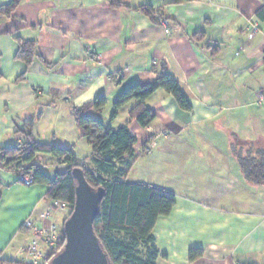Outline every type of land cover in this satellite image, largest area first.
I'll use <instances>...</instances> for the list:
<instances>
[{
	"label": "crops",
	"instance_id": "obj_1",
	"mask_svg": "<svg viewBox=\"0 0 264 264\" xmlns=\"http://www.w3.org/2000/svg\"><path fill=\"white\" fill-rule=\"evenodd\" d=\"M120 1L112 8L108 0H24L0 23V150L22 143L32 120L35 140L91 154L70 107L103 95L104 125H127L137 139L126 180L175 195L170 214L152 231L159 252L154 264H264V184L245 177L232 149L242 155L248 147L264 150V104L254 101L264 90V20L256 17L264 0ZM141 5L152 7L158 23L135 9ZM252 26L257 30L249 35ZM199 32L201 42L190 40ZM17 37L36 43L29 66L15 58ZM87 49L98 59L88 58ZM164 73L179 82L190 112L157 89L145 100L155 114L150 125L129 118L135 100L111 119L127 88ZM156 131V147L138 155ZM34 161L49 178L64 167L48 153ZM4 166L0 162V259L22 264L24 221L55 225L61 234L65 214L45 217L47 186H25ZM190 249H201L202 257L190 262Z\"/></svg>",
	"mask_w": 264,
	"mask_h": 264
},
{
	"label": "trees",
	"instance_id": "obj_2",
	"mask_svg": "<svg viewBox=\"0 0 264 264\" xmlns=\"http://www.w3.org/2000/svg\"><path fill=\"white\" fill-rule=\"evenodd\" d=\"M24 0H10L0 5V23L14 16L18 5ZM191 0H170L179 3ZM108 5L117 8L122 5L120 0H108ZM136 10L143 12L153 23H158L151 6L141 5ZM259 20H264V6L256 12ZM175 23L173 18H167ZM203 33H195L190 40L199 43L203 40ZM18 49L15 58L26 64L36 58L35 41L23 40L17 37ZM207 48L217 49L207 46ZM212 50L211 53H214ZM1 77V75H0ZM24 79L21 75L18 81ZM157 89H162L170 95L178 109L188 113L192 109L191 103L184 94L179 82L164 73L156 79L145 84L135 83L127 88L113 103L111 119L117 111L130 100L137 101L129 111V118L135 120L140 126L146 127L155 118L154 112L145 104V100ZM106 105L103 95H97L82 106H71L70 114L75 122V127L80 138H84L90 146L91 169L80 164L73 148L62 147L56 144L42 143L33 137V121L29 120L23 129L24 140L14 144L3 151L0 162L8 170L16 172L18 178L25 175L28 170L34 171L33 184L47 186L46 198L51 201H60L68 206L69 213L74 202L75 181L71 170L80 167L85 180L96 189H105L104 197L99 205V212L93 222V229L98 240L108 256L109 264H154L159 257L152 234L158 218L168 216L175 204L174 193L157 188L146 183H133L126 180L128 170L136 161L137 156L134 145L137 139L132 135L127 125L112 128L101 121V113ZM41 111L36 115L39 117ZM235 145L232 149L238 154V161L245 177L257 184H264V150L252 151L249 147L245 154H240ZM38 153H48L55 157L64 167L55 173L53 178L39 170L34 159ZM1 189V184H0ZM1 197V192H0ZM69 213L66 215L68 217ZM64 218L65 219L67 218ZM63 221V222H64ZM121 235V237H119ZM59 250L64 245L63 229L59 234ZM139 246L145 247V258L138 255ZM58 250V251H59ZM57 252L54 253V255ZM201 249H190L188 259L190 262L201 258ZM0 264H12L0 261Z\"/></svg>",
	"mask_w": 264,
	"mask_h": 264
},
{
	"label": "water",
	"instance_id": "obj_3",
	"mask_svg": "<svg viewBox=\"0 0 264 264\" xmlns=\"http://www.w3.org/2000/svg\"><path fill=\"white\" fill-rule=\"evenodd\" d=\"M71 174L75 196L72 210L63 222L64 245L49 264H109L93 229L105 189L92 188L80 167H74Z\"/></svg>",
	"mask_w": 264,
	"mask_h": 264
},
{
	"label": "built area",
	"instance_id": "obj_4",
	"mask_svg": "<svg viewBox=\"0 0 264 264\" xmlns=\"http://www.w3.org/2000/svg\"><path fill=\"white\" fill-rule=\"evenodd\" d=\"M256 26H252L248 33L252 35L256 32ZM86 55L92 60H97L98 55L91 49L86 50ZM262 59L264 60V46L262 48ZM256 105L264 104V90L257 92L255 97ZM161 135H166V132H162ZM156 146V142H150L146 146V150L150 151ZM19 181L25 185L30 186L34 181V171L28 170L25 175L19 178ZM60 211L69 213L68 206L60 201H51L49 208L45 212V217H48L51 212ZM23 227L27 231V238L19 247V252L22 256V264H49L51 258L54 256L55 252L59 250V233L55 225L48 226H38L32 217H28L24 223Z\"/></svg>",
	"mask_w": 264,
	"mask_h": 264
},
{
	"label": "rangeland",
	"instance_id": "obj_5",
	"mask_svg": "<svg viewBox=\"0 0 264 264\" xmlns=\"http://www.w3.org/2000/svg\"><path fill=\"white\" fill-rule=\"evenodd\" d=\"M164 132V131H163ZM158 134L160 135V131L159 132H154L150 138L144 142V144H142V146L140 147L139 151H138V155L140 154H143V153H147V152H150L152 149H154L155 147H153L150 151L146 150V146L148 144H150V142H156L157 139L156 137H159ZM162 134V133H161ZM156 145H157V142H156ZM76 157L79 159V161H81L82 163H85V168L87 169H91L92 168V165H91V154H76ZM139 165H136L135 168H137ZM62 170V168H57V170H55L53 176H55V173L56 171L57 172H60ZM60 214H62L63 212H60L58 211ZM65 214V217L66 216V213H63V215ZM119 237H121V235H119ZM137 252H138V255L141 257V258H145V247L144 246H139L138 249H137ZM1 261V259H0Z\"/></svg>",
	"mask_w": 264,
	"mask_h": 264
}]
</instances>
